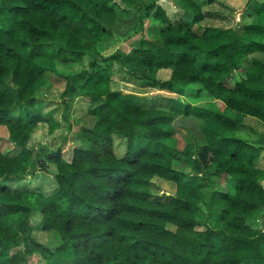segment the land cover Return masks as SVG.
Returning a JSON list of instances; mask_svg holds the SVG:
<instances>
[{
	"label": "trees",
	"instance_id": "trees-1",
	"mask_svg": "<svg viewBox=\"0 0 264 264\" xmlns=\"http://www.w3.org/2000/svg\"><path fill=\"white\" fill-rule=\"evenodd\" d=\"M183 1L193 9L172 21L157 0H0V124L17 149L0 145V264L19 246L36 264H58L65 247V264H264V227L255 222L264 216V129L255 127L264 125V60L254 55L264 51V0L223 2L251 9L253 23L239 28L203 25L200 4ZM147 19L159 22L153 37L142 35L127 55L102 53L110 38L143 34ZM116 62L134 63L144 85L191 88L225 106L148 103L114 79ZM238 68L243 78L227 85ZM60 69L62 97L45 103L46 73ZM73 97L94 122L71 158L62 146L30 147L41 124L54 133L69 122ZM181 115L196 116L201 131L183 147L174 143ZM42 156L56 165L55 191L12 188L46 168ZM187 159L207 185L220 176L233 190L201 198L178 167ZM155 176L176 184L167 202L151 198Z\"/></svg>",
	"mask_w": 264,
	"mask_h": 264
},
{
	"label": "rangeland",
	"instance_id": "rangeland-1",
	"mask_svg": "<svg viewBox=\"0 0 264 264\" xmlns=\"http://www.w3.org/2000/svg\"><path fill=\"white\" fill-rule=\"evenodd\" d=\"M158 3L164 7L167 15L172 21H182L184 20L188 13L191 12L193 7L189 3L183 0H157ZM196 3L200 4L201 8L205 13V18L203 20V25H212L219 27H235L239 28L245 24L253 23L254 17L251 9L248 7H242L240 9H235L229 6H225L223 2L225 0H214L210 2L209 0H194ZM245 0L242 1V4ZM240 7V6H239ZM159 22L153 21L152 19H147L145 22L144 33H137L131 38L125 39L124 37L115 36L110 38L100 44V50L105 55L114 53L115 51H122L127 55L132 48H135L139 41L144 35L147 38H151L155 34V29L158 27ZM152 29V31H149ZM254 55L261 57L264 60V52H254ZM119 69L113 74L114 79H118L122 83V89L125 92H135L141 95H147L151 99L148 101L155 102L154 97H167L177 100L184 107L186 106H198L206 107L214 110H222L225 106L224 102L220 99H213L208 96L207 93H199L197 90H193L187 87H181L179 85L173 86L171 89H158L156 87H150L144 85L133 74L140 71L131 62H116L115 64ZM60 73L47 72L48 85L42 91L44 95L45 103L48 101H57L61 99L62 93L66 86V80L63 75L64 70L60 69ZM244 75L243 69L238 68L235 70V74L232 78L226 80V84L233 86L238 80L242 79ZM78 100L73 97L69 100V110L70 118L69 122L63 123L56 132L49 133L45 128L44 124H41L32 139L29 142L30 147H35L38 149L40 145H44L49 149H56L59 146L63 147V157L65 159L71 158L73 155L74 148L80 144L82 138V128L84 126L92 125L94 122V117L89 115L85 109L77 102ZM162 100L157 98V103ZM49 107H46L47 111ZM199 119L194 115H181L177 117L174 121V125L177 129V136L174 139V143L178 142L180 147H183L186 143L200 137L201 131L199 127ZM260 122L255 123V127L259 130H263L264 125ZM6 129H5V128ZM6 126L0 129V145L2 150L9 155H14L17 153L16 147L9 141V131ZM42 160L46 164V168L38 171L37 173L26 176L23 179L9 182L12 188H30L35 189L44 195H49L53 193L57 187L54 174L56 173V165L48 157L42 156ZM260 165H264V146L262 153L259 156ZM178 167L185 171L186 176L184 180L189 183H196L199 185V195L205 200L209 199L211 192L215 189L221 191H232L234 187V182L230 178L215 177L214 185H207L203 180V174L198 173L194 167L192 160L187 159L184 162L178 164ZM175 182L171 180L164 179L159 176H155L152 179L151 192L152 199L167 202L168 198L166 195L169 193H175ZM256 224L264 227V216L260 221H255ZM40 235V234H39ZM46 239V238H45ZM11 264H36L39 261V256L36 254L31 257L30 261L25 257L23 247H15L11 249ZM72 257V253L69 248L65 247L56 252L54 257L58 264H65Z\"/></svg>",
	"mask_w": 264,
	"mask_h": 264
},
{
	"label": "crops",
	"instance_id": "crops-1",
	"mask_svg": "<svg viewBox=\"0 0 264 264\" xmlns=\"http://www.w3.org/2000/svg\"><path fill=\"white\" fill-rule=\"evenodd\" d=\"M254 16V15H253ZM256 52H264V51H256ZM5 126V125H1L0 124V129L2 130V127ZM5 128V127H4ZM6 129V128H5ZM8 133V131H6ZM175 192H176V187H175Z\"/></svg>",
	"mask_w": 264,
	"mask_h": 264
},
{
	"label": "built area",
	"instance_id": "built-area-1",
	"mask_svg": "<svg viewBox=\"0 0 264 264\" xmlns=\"http://www.w3.org/2000/svg\"><path fill=\"white\" fill-rule=\"evenodd\" d=\"M172 193H169L168 195H171Z\"/></svg>",
	"mask_w": 264,
	"mask_h": 264
}]
</instances>
